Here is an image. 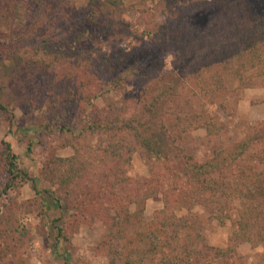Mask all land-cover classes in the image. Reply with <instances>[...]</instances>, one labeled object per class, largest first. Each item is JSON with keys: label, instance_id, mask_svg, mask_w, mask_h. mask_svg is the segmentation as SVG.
<instances>
[{"label": "rangeland", "instance_id": "rangeland-1", "mask_svg": "<svg viewBox=\"0 0 264 264\" xmlns=\"http://www.w3.org/2000/svg\"><path fill=\"white\" fill-rule=\"evenodd\" d=\"M17 1L23 3V15L28 19L33 17L38 25L32 37H22L18 42L19 45L15 48L19 49L20 54L31 55L34 49L29 44L39 43L38 39L47 37L57 51L72 56V63L79 61L77 63L80 68L74 69L64 64L58 66L50 76L32 80L26 92L43 103L39 108L34 105L25 109L18 107L14 91L6 79H1L9 86L0 90V102L7 106L10 113L0 110V152L4 149L2 141L9 143L12 153L17 156L19 169L26 172L33 181L4 192L7 176L0 168V264H108V257L100 248V243L107 234L105 220L109 201L103 196L97 197V192L90 202H85L86 198L81 197L77 200L81 204L80 209L75 208L74 211L82 212L83 216L77 219L73 216L63 221V218H67L66 213H61L49 193L56 186L44 175V168L51 157L73 155V149L67 140L77 136L78 132L81 134L76 144L82 141L85 145L98 149L92 159L96 164L104 166L106 162H111L104 158L102 150L108 144L104 140L107 133L81 131L86 126L83 111L87 88L84 85L76 88L75 84L73 87L75 101L72 108L65 110L64 117L55 116L57 110L47 108L44 101L51 99L46 98L44 89L36 88L47 87L52 83L50 79L62 77L66 73L83 71L85 68L87 70L102 53H119L125 50L136 55L142 50L159 45L160 50H156L158 53L152 62V75L145 80V84L150 86L149 97L161 96L153 103L152 113L141 110L143 102H150L152 99L145 94L135 95L133 80L128 81L122 90L99 97L95 101L97 108L94 112V118L99 124L112 123L116 128L114 130L124 137L126 144L132 149L127 176L133 179L138 189H146L153 185L154 179L161 177V181H168L173 173L179 175L181 160L178 154L193 155L199 161L207 160L215 152L232 149L236 143L253 135V132H262L264 77L255 79L248 88H240L238 81L229 77L220 92L210 94L199 89L196 78L191 73L193 68L201 66L203 55H209L212 51L215 53V46L227 38V22L231 13L224 14V11L236 0H221L194 8L185 22L171 24L168 29L159 25L163 22V10L171 8L177 12L195 2L124 0L126 11L119 13L100 7L98 3L89 6L91 0ZM13 17L5 0H0V39L6 33L19 32L13 31ZM83 18L89 19L90 23L83 22ZM245 18V22L251 21L250 17ZM214 24H218L217 28L213 27ZM83 29L88 32L82 34ZM159 33L164 38V46L158 41L156 34ZM4 49L2 45L0 59L5 56ZM209 51L211 52L208 53ZM1 80L0 88L4 84ZM77 83L95 90L99 87L96 77H86ZM202 113L223 125L220 134L208 136L205 128L200 127L189 129L180 139H172L174 132H171L170 125L175 122L178 114ZM123 122H129L133 129L150 134L153 141L159 142L153 148L160 150V153L147 151L135 137V130L124 128L118 131L123 128ZM141 123L148 127H141ZM62 124L72 128L76 134L57 130ZM29 144L31 151L27 150ZM256 167L264 170V163L256 164ZM246 194L252 195L251 192ZM119 200L127 202L124 196L119 197ZM162 205L161 191L146 199L145 222ZM238 208L237 200L232 199L220 211V219L210 216L201 207H194L192 211L180 214L190 217L198 224L204 237V245L219 249L233 247L239 258L237 261L229 260V263H263L264 240L256 247L248 243H233L231 240ZM133 210L134 205L130 204L129 211ZM55 226H64L69 242L63 237H57ZM199 250L196 255L200 260L199 264H202L212 252ZM219 264L225 262L220 261Z\"/></svg>", "mask_w": 264, "mask_h": 264}, {"label": "trees", "instance_id": "trees-1", "mask_svg": "<svg viewBox=\"0 0 264 264\" xmlns=\"http://www.w3.org/2000/svg\"><path fill=\"white\" fill-rule=\"evenodd\" d=\"M219 1L221 0H192L191 2L195 3L188 4L180 11L174 12L171 8L163 10V22L159 25L168 29L171 24L185 22L192 9ZM5 2L14 16L13 31L19 32L6 33L4 38L0 39V47L4 45L6 52L4 58L0 59V80L4 78L10 85L17 97L18 107L25 109L34 105L39 108L43 103L26 92L30 82L50 76L58 66L64 64L74 69L80 68L77 63L79 61L72 63V56L57 51L47 37L38 39L39 43L29 44V47L34 49L33 53L22 56L15 47L19 45L22 37L33 36V32L38 28L37 21L33 17L28 19L23 15V3L17 0ZM97 3L100 7L119 13L126 11L124 0H91L89 6ZM226 12L231 13L227 22V38L215 46V53L209 51L211 54L203 55L201 66L191 71L199 89L204 93L220 92L229 77L235 78L240 88L251 87L255 79L264 77V0L232 1L224 14ZM245 17L251 18V24L245 22ZM82 20L90 23L87 18ZM217 26L218 24L213 25L214 28ZM86 32L88 30L83 29L81 33ZM156 35L159 37V43L163 45L162 33ZM158 49L159 45L153 46L136 55L125 50L119 53H102L87 70L85 68L83 71L65 72L66 75L62 77L50 79L52 83L47 87L36 88L44 89L46 98L51 99L44 101L47 108L57 110L55 116L64 117L65 110L72 108L75 101L73 87L75 84L76 88L84 85L87 88L83 111L86 126L81 131L93 134L97 131L106 132L104 140L108 143L107 147L99 149L103 150L104 158L111 161L106 162L104 166L96 164L92 159L98 149L95 150L82 141L76 144L81 133L76 134L72 128L62 124L56 129L62 133L73 132L77 135L67 140L74 153L71 157L53 156L49 159L44 168V175L49 177L56 188L48 192L61 213H66L67 218H63V221L73 216L76 219L83 216L82 212L74 211L75 208L80 209L81 204L77 200L81 197L86 198L85 202H90L97 192V197L103 196L109 201L105 220L107 234L100 243V248L108 257V264H199L200 260L196 255L198 249L200 252H212L202 264H219L220 261L231 264L229 260L237 261L239 258L234 252L235 249L230 246L219 249L204 245V237L198 224L180 212H190L194 207H201L210 216L220 219V211L225 209L230 200L236 199L239 208L232 231V242L248 243L253 247L261 244L264 240V170H258L256 164L264 163V129L262 132H253V135L236 143L230 150L215 152L214 156L207 160L199 161L193 155L178 154L181 160L179 175L173 173L168 181H161V177L154 179L155 182L153 181L149 188L138 189L133 179L127 176L132 149L126 144L121 133L114 130L115 125H101L94 118L97 108L95 101L110 92L122 90L130 80H133L135 95L145 94L152 99L150 102H143L141 109L145 113H152L153 103L161 96L150 98V86L145 84V80L152 75V62ZM133 55L135 59L132 58ZM86 77L97 78V90L77 83ZM55 80L57 81L53 83ZM1 81L4 84L0 90L6 89L8 84ZM67 81L70 83L64 84ZM1 95L0 92V98ZM0 110L10 113L7 106L1 102ZM11 122L10 119L9 123ZM122 126L118 131L124 128L135 130V137L147 151L160 153V150L153 148L159 142L153 141L150 134L133 129L129 122H123ZM142 126L145 125L141 123ZM200 127L205 128L208 136H216L223 130L220 122L204 113L178 114L175 122L170 125L171 132H174L172 139H180L189 129ZM2 144L4 149L0 152V168L7 176L3 191L7 192L19 184L33 181L26 172L19 169L17 156L12 153L9 143L2 141ZM27 150L31 151L30 144ZM165 157L169 158L168 155ZM158 191H161L163 205L145 222L144 203ZM247 192L252 195L246 194ZM123 196L127 202L122 203L119 200V197ZM130 204L134 205L133 211H129ZM111 212L113 214H110ZM55 227L57 237H63L69 242L64 226ZM260 264H264V261Z\"/></svg>", "mask_w": 264, "mask_h": 264}]
</instances>
